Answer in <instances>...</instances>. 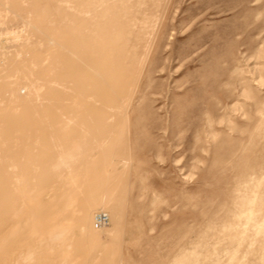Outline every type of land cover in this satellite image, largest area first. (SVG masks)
<instances>
[{
    "label": "rangeland",
    "instance_id": "obj_1",
    "mask_svg": "<svg viewBox=\"0 0 264 264\" xmlns=\"http://www.w3.org/2000/svg\"><path fill=\"white\" fill-rule=\"evenodd\" d=\"M73 146L56 264H264V0H0V189Z\"/></svg>",
    "mask_w": 264,
    "mask_h": 264
},
{
    "label": "bare ground",
    "instance_id": "obj_2",
    "mask_svg": "<svg viewBox=\"0 0 264 264\" xmlns=\"http://www.w3.org/2000/svg\"><path fill=\"white\" fill-rule=\"evenodd\" d=\"M33 87L36 93L43 90V86L40 85ZM89 98V96L81 97L74 105L80 110L84 107V102L93 99ZM51 129L56 134L63 132L59 128L53 129L52 126L46 132H50ZM68 147L65 153L70 154L61 156L60 159L58 154L51 153L48 159L36 163L31 167L32 169L26 168L23 173H19V176L12 175L11 178L7 176L8 187L0 189V264H56V260L66 257L63 252L64 241L76 236L81 220L88 212L82 213L80 217L74 215L73 218H68L59 208L53 211L56 205L51 206L52 208L48 206L53 200H56L54 204L60 203L59 199L51 196L52 188L47 184L51 186L55 184L59 177L58 169L66 160L82 154L79 146H73L71 149ZM9 154L12 153H3L4 158L8 159ZM37 184L40 186L37 187ZM20 195L26 200L23 206L20 204ZM81 230L84 232L85 228L81 227Z\"/></svg>",
    "mask_w": 264,
    "mask_h": 264
},
{
    "label": "built area",
    "instance_id": "obj_3",
    "mask_svg": "<svg viewBox=\"0 0 264 264\" xmlns=\"http://www.w3.org/2000/svg\"><path fill=\"white\" fill-rule=\"evenodd\" d=\"M110 221V216L108 213L106 212H98L95 215V225L97 228H101L104 227L105 225H107Z\"/></svg>",
    "mask_w": 264,
    "mask_h": 264
}]
</instances>
